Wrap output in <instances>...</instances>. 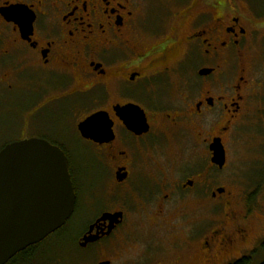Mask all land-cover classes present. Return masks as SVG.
Masks as SVG:
<instances>
[{
	"label": "flooded vegetation",
	"instance_id": "obj_1",
	"mask_svg": "<svg viewBox=\"0 0 264 264\" xmlns=\"http://www.w3.org/2000/svg\"><path fill=\"white\" fill-rule=\"evenodd\" d=\"M169 2L150 24L149 0H0V103L22 111L5 88L35 94L25 128L0 151L32 138L51 143L69 160L76 195L66 224L38 245L70 237L95 264H177L182 255L145 248L142 223L165 230L189 201L221 200L223 225L199 243L194 264H230L246 250L249 221L238 218L223 185L205 192L210 169L219 167L206 169L202 158L238 128L253 86L264 90L250 79L261 74L258 58L264 62V8L251 0ZM57 106L65 109L64 131L30 135L32 116ZM72 132L81 146H72ZM194 153L197 166L189 167ZM79 220L76 232L67 229ZM231 220L236 231L228 233ZM186 225L173 234L181 251L197 238Z\"/></svg>",
	"mask_w": 264,
	"mask_h": 264
},
{
	"label": "rangeland",
	"instance_id": "obj_2",
	"mask_svg": "<svg viewBox=\"0 0 264 264\" xmlns=\"http://www.w3.org/2000/svg\"><path fill=\"white\" fill-rule=\"evenodd\" d=\"M251 1L256 5L257 10L264 8L263 0ZM149 2L150 8L154 13L150 24H157V21L160 20H158L159 15H163L165 12L164 7H167L169 11L171 3L169 0H149ZM262 53L263 51H261ZM258 59L261 77H258L260 75L257 74V77L250 79L263 84L264 62L261 63V59ZM195 79H198L197 76ZM6 90L5 88V94L11 99L10 102L21 108L22 111L8 107L6 101L0 103V148L19 137L15 132L18 131L19 133L26 126L22 119L29 115L24 108L31 107V104H33L32 100L35 99V94H33L34 98L32 99V96L22 92L20 89ZM247 96L244 118L232 135H227L224 140L227 165L223 169L215 167L210 169V172H212L210 174L214 181L210 186L206 187L205 192L209 193L216 188V185H223L227 190L234 193L235 198L232 202V209L238 213V218L241 221H249L248 224L250 226L251 239L245 247L247 251L243 254L251 255L257 251L253 264H259L264 257L262 253L258 252L260 243L264 240V90L253 86V90ZM81 110L82 107H78L77 113L79 114ZM64 111L65 109L62 106L41 110L29 120L32 123V130H29V134H37L42 128H50L53 132L58 129L64 131V126H62ZM20 121L22 122L20 123ZM14 129H16L15 132ZM67 134L73 136L70 140L72 146L79 147L82 145L81 140L74 132ZM184 154L182 153L180 160L187 156ZM72 160L77 167L84 166L85 158L83 156L75 154ZM192 160L193 162H189L188 166L196 167L197 156L195 153ZM202 161L206 169L211 168V155L207 147L205 148ZM176 162H178V158H175L172 164L175 165ZM198 162H201V157L199 156ZM182 167L190 170L184 164ZM192 170L195 172L196 168ZM185 175L194 176L193 174H182V176ZM182 178L184 179V177ZM189 194L190 192L188 196ZM204 201L201 207L197 203L189 201V204L183 207L184 214L182 217L174 211V215L170 218L168 217L167 223H165V230L161 229L159 225L144 228L142 223L141 232L145 237L148 235L147 243L142 240V244L148 250L151 247L150 251L166 252L172 258H175L176 255H182V260L178 261L177 264H194L197 259L196 251L199 243L206 241L204 238L208 236L211 229L222 227L223 221L220 222V220L223 219L227 212L221 200L217 202ZM193 218L195 219L192 220ZM197 219L199 222L195 221ZM189 220L191 221L187 222ZM84 223L83 220L74 221L73 223L70 221L67 229L73 228V231L76 232ZM232 223L233 220L224 227L228 233L236 231L234 229L235 225ZM180 224H188L184 228L189 230V236L192 238L197 237L189 247L187 245L182 251L174 245L177 242L175 237L173 238L176 226L180 228ZM199 231L202 232L200 233ZM178 242L183 244L180 240ZM117 251H120V247ZM124 258H128V256H124ZM117 260L121 262V259ZM96 262L97 257L95 254L79 248L74 239L69 237L65 241L54 242L48 240L43 243L38 249L35 259L30 264H95Z\"/></svg>",
	"mask_w": 264,
	"mask_h": 264
},
{
	"label": "water",
	"instance_id": "obj_3",
	"mask_svg": "<svg viewBox=\"0 0 264 264\" xmlns=\"http://www.w3.org/2000/svg\"><path fill=\"white\" fill-rule=\"evenodd\" d=\"M212 163L227 162L221 140ZM76 195L64 152L42 139L15 141L0 151V264L43 242L62 228L75 209Z\"/></svg>",
	"mask_w": 264,
	"mask_h": 264
},
{
	"label": "trees",
	"instance_id": "obj_4",
	"mask_svg": "<svg viewBox=\"0 0 264 264\" xmlns=\"http://www.w3.org/2000/svg\"><path fill=\"white\" fill-rule=\"evenodd\" d=\"M40 246L41 245H35L27 248L26 250L17 254V256L10 260L8 264H30L31 261L35 259ZM246 251L247 250H244L241 255L238 254L236 259H234V261L230 264H253L254 256L257 254V251L253 252L251 255L243 254ZM258 252L262 253L264 256V240L260 243ZM259 264H264V257Z\"/></svg>",
	"mask_w": 264,
	"mask_h": 264
},
{
	"label": "bare ground",
	"instance_id": "obj_5",
	"mask_svg": "<svg viewBox=\"0 0 264 264\" xmlns=\"http://www.w3.org/2000/svg\"><path fill=\"white\" fill-rule=\"evenodd\" d=\"M11 260H12V259H11ZM8 263H9V262H8ZM8 263H7V264H8Z\"/></svg>",
	"mask_w": 264,
	"mask_h": 264
}]
</instances>
